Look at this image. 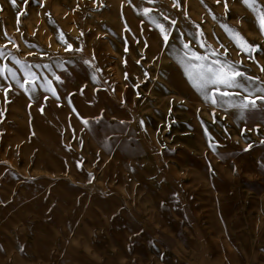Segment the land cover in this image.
<instances>
[{
  "label": "rangeland",
  "instance_id": "374dc122",
  "mask_svg": "<svg viewBox=\"0 0 264 264\" xmlns=\"http://www.w3.org/2000/svg\"><path fill=\"white\" fill-rule=\"evenodd\" d=\"M261 13L264 0H0V65L36 74L28 92L0 75V264H264V101L239 107L264 95ZM223 56L255 77L231 96L195 79Z\"/></svg>",
  "mask_w": 264,
  "mask_h": 264
},
{
  "label": "snow or ice",
  "instance_id": "6c2138e0",
  "mask_svg": "<svg viewBox=\"0 0 264 264\" xmlns=\"http://www.w3.org/2000/svg\"><path fill=\"white\" fill-rule=\"evenodd\" d=\"M14 2V0H13ZM247 2V0H245ZM150 9L145 8L144 12L147 13L149 12ZM167 19V17H165ZM260 27L261 30L264 31V13L260 14ZM173 25H175L176 21L173 20L171 22ZM160 32L163 34V40L165 42L169 41V34L166 31L165 27L163 24L158 25ZM225 28H229L230 26L225 24ZM174 39H179V36L175 37ZM246 43V42H245ZM238 46L241 48L243 52H246L249 57H251L252 52L254 48L256 47L255 45H247L245 47V44L239 43ZM185 49H189L188 44H184ZM67 49L68 50H73V51H80V49H74L73 45L71 43L67 44ZM187 55V52L185 53ZM207 53H205L204 56H202L199 52L196 51H191V56L194 57L197 61H204ZM0 58H4V53L0 51ZM13 60H16V57H12ZM17 63H21V61L16 60ZM87 63V61H85ZM238 62H233L231 66L228 65L227 63V56H223L222 59H218L214 61L215 66H213L212 63H207V64H199L198 65V72L195 75V79L199 82L197 84V87L200 89H204L205 86L207 85H212L211 91L213 93H220L222 96H231L233 93H229L227 91V88L229 86L236 87V78L237 77H245L247 79H255V77H246V73L241 72L238 70V68L235 66ZM23 66V65H22ZM31 66H23V72H24V79L23 82L21 79L17 76L16 71H14L12 68L8 67L7 64L0 65V75H4L5 73L10 74L11 79L16 82V84L21 88L24 89V91L28 92L31 91L26 85L31 83L32 81L29 80V77L32 78V80L36 79V74L30 70ZM37 67H41V65H37ZM44 68L50 67L49 65L45 64L42 65ZM264 71V69H262ZM147 75V74H145ZM5 79H8L7 75L4 77ZM189 78H193L192 74L189 73ZM44 82L41 84V87L47 90L48 92L51 93V95L57 99H59V95L57 92V89L53 86V83L51 80L48 79L47 76L44 78ZM92 79L95 81L96 77L93 76ZM55 80L57 82L63 83L61 75H55ZM221 85L224 87V91L221 92ZM240 87H243V85H239ZM13 85L11 83H8L7 86L5 87L3 84H0V90H2L5 94L8 93L9 89H11ZM261 92H264V88L261 89ZM139 95V93H137ZM45 100L48 99V97H44ZM207 99V97H206ZM264 101V95H260L258 97H251L250 95H243L239 97V107L241 109H246V108H254L256 106L257 101ZM69 102L70 96H69ZM215 97H213V103H215ZM41 111H43V107L41 106ZM75 107H73V112H75ZM77 116L79 119L83 121L84 124H88L90 121L87 118L80 117L79 113H77ZM103 118V111H101L100 115L98 117H94L93 120H101ZM142 123V122H141ZM264 143V141H262ZM249 148L252 147V145H248Z\"/></svg>",
  "mask_w": 264,
  "mask_h": 264
}]
</instances>
